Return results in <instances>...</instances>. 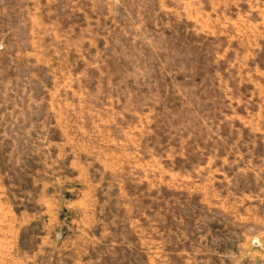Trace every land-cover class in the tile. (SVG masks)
Masks as SVG:
<instances>
[{
    "label": "rangeland",
    "instance_id": "rangeland-1",
    "mask_svg": "<svg viewBox=\"0 0 264 264\" xmlns=\"http://www.w3.org/2000/svg\"><path fill=\"white\" fill-rule=\"evenodd\" d=\"M0 264H264V0H0Z\"/></svg>",
    "mask_w": 264,
    "mask_h": 264
}]
</instances>
